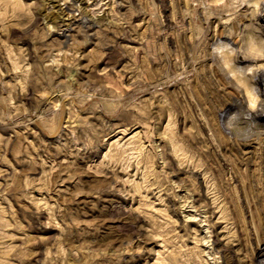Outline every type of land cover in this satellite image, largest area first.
Listing matches in <instances>:
<instances>
[{
	"label": "rangeland",
	"instance_id": "374dc122",
	"mask_svg": "<svg viewBox=\"0 0 264 264\" xmlns=\"http://www.w3.org/2000/svg\"><path fill=\"white\" fill-rule=\"evenodd\" d=\"M263 10L0 0V264H264Z\"/></svg>",
	"mask_w": 264,
	"mask_h": 264
},
{
	"label": "bare ground",
	"instance_id": "6f19581e",
	"mask_svg": "<svg viewBox=\"0 0 264 264\" xmlns=\"http://www.w3.org/2000/svg\"><path fill=\"white\" fill-rule=\"evenodd\" d=\"M261 15H264V10H263V13H261ZM254 73L255 74L253 76L252 75L251 76L254 77L257 81H261V76L264 74V67H261V68L257 69V71L254 72ZM262 112H264V105L261 106L260 109H259V113H262Z\"/></svg>",
	"mask_w": 264,
	"mask_h": 264
}]
</instances>
